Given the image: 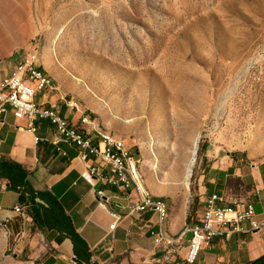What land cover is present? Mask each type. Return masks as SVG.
<instances>
[{
    "label": "rangeland",
    "instance_id": "374dc122",
    "mask_svg": "<svg viewBox=\"0 0 264 264\" xmlns=\"http://www.w3.org/2000/svg\"><path fill=\"white\" fill-rule=\"evenodd\" d=\"M33 38L62 89L135 145L146 186L175 210L196 215L213 183L239 187L212 182L220 157L264 162V0H0V61ZM0 264H34L1 223Z\"/></svg>",
    "mask_w": 264,
    "mask_h": 264
},
{
    "label": "crops",
    "instance_id": "0c3cea01",
    "mask_svg": "<svg viewBox=\"0 0 264 264\" xmlns=\"http://www.w3.org/2000/svg\"><path fill=\"white\" fill-rule=\"evenodd\" d=\"M17 62L15 58L1 60L0 79L7 76ZM61 81L64 84V78ZM51 94L59 93L53 91ZM38 100L50 104L56 97L49 98L40 93ZM67 114L74 122L81 119L78 111H69ZM92 115L97 118L94 111ZM38 124L39 131L36 135L27 129L26 119L17 118L11 111L0 114V157L12 158L21 163L29 171L30 181L36 189L50 190L58 197L72 217L78 232L89 243L94 264H185L190 234L183 240H178L174 247L156 244L149 229H142L141 225L145 221L155 224L157 218L151 212L143 213L140 217L132 213L127 193L113 187H108L106 191L110 201L106 206L101 205L96 190L102 184L99 181L90 182L83 177L82 172L87 165L79 156L78 150L65 142L54 145L51 124L48 121H40ZM36 136H39V140ZM125 139L128 147L135 146L131 145L129 138ZM204 153L208 157L217 158L216 153L223 152L208 141ZM225 161L224 157H220L212 165L215 169L212 182L219 180L221 174H224L226 178L231 176L239 179V187L236 185L235 188L227 183L224 187H219L213 183L209 189L212 192L218 190L230 196L248 198L254 202L258 217L261 218L264 213V162L251 163L250 169H246L234 161L220 165ZM245 184H250V187L242 189ZM204 200L205 196L202 203ZM28 202L29 195L26 192L8 188L0 180V223L8 228L11 238L23 249L25 246L30 248L34 264H79L69 238L58 243L48 238L50 231L41 230L32 216L17 212L16 207L19 206L26 212ZM169 209V217L163 227L172 236L179 235L193 217L197 216L188 215L187 209L179 212L173 205H169ZM112 212L124 217L114 232L109 231L113 222ZM244 225L250 227L249 223ZM263 254L264 228L260 231L237 232L231 237H217L212 247L204 251L195 264H246Z\"/></svg>",
    "mask_w": 264,
    "mask_h": 264
},
{
    "label": "built area",
    "instance_id": "2783aa9c",
    "mask_svg": "<svg viewBox=\"0 0 264 264\" xmlns=\"http://www.w3.org/2000/svg\"><path fill=\"white\" fill-rule=\"evenodd\" d=\"M38 39L33 38L27 51L19 58L10 73L0 79V114L13 112L19 119L27 120V129L37 135L39 122L48 121L54 131L52 143L56 146L65 142L75 147L87 167L82 172L83 177L90 181H99L102 186L96 190L100 204L106 206L110 197L106 191L113 187L127 193L129 208L139 217L151 212L157 218V209L165 203L155 204L145 196L137 195L134 191L132 177L129 175L131 164L130 151L126 139L113 140L99 138L91 122L79 118L74 122L67 114L75 111L73 97L51 94L47 80L38 65L32 64V54L35 53ZM42 93L56 100L49 103L38 100ZM39 140V136H36ZM62 153L66 152L59 148ZM17 212L26 215L23 207H16ZM113 222L109 231L114 232L124 217L112 212ZM249 223L247 228L244 224ZM147 227L156 244L168 247L176 246L178 240H183L190 234V242L185 256L186 264L199 261L203 251L211 248L217 237H231L237 232L260 231L264 228V213L259 218L254 202L248 198L230 196L227 193L214 191L203 201L197 216L188 223L177 236L160 234L157 220L155 224L145 221L141 228ZM140 254V252H139ZM76 258V255H74Z\"/></svg>",
    "mask_w": 264,
    "mask_h": 264
},
{
    "label": "trees",
    "instance_id": "16d2710c",
    "mask_svg": "<svg viewBox=\"0 0 264 264\" xmlns=\"http://www.w3.org/2000/svg\"><path fill=\"white\" fill-rule=\"evenodd\" d=\"M29 175V171L21 163L12 158L0 157V180L8 188L29 195L26 213L33 217L40 229L50 231L48 238L58 243L69 238L79 264H94L89 243L76 229L62 202L52 191L36 189ZM246 264H264V254Z\"/></svg>",
    "mask_w": 264,
    "mask_h": 264
},
{
    "label": "bare ground",
    "instance_id": "6f19581e",
    "mask_svg": "<svg viewBox=\"0 0 264 264\" xmlns=\"http://www.w3.org/2000/svg\"><path fill=\"white\" fill-rule=\"evenodd\" d=\"M32 64H36L39 66V68H41L42 73H43V80H47V87L50 88V93L53 91H57L63 96L73 97L75 111H78L81 113L82 120H88V122L92 123L95 129V132L99 138L107 137L113 140L125 139L124 137L120 136L116 132H112L110 130L103 128L98 118H94V116L92 115V110L88 109L83 104V101L77 95H75L72 92H68L62 89L61 85L58 83L56 78L52 75V73L49 71L46 65L42 62L39 44L37 45V49L35 53L32 54ZM196 147H197V144L193 151L194 157L191 160V165L194 164L195 159H196V154H197ZM127 148H128V151H130L131 164L129 165V175L132 177L134 191L137 195L145 196V198L148 201H154L155 204L165 203V206H162L161 209H157V220H158V223L160 224L159 233L167 234L163 225L169 217V213H170L169 203L166 201V199L155 196L150 191V189L146 186L145 181H144V176L142 174L141 165H140L141 157L140 155H138V153L133 152L131 147L127 146ZM189 169L190 171L192 170L191 167Z\"/></svg>",
    "mask_w": 264,
    "mask_h": 264
}]
</instances>
